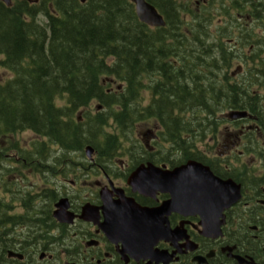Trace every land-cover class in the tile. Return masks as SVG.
<instances>
[{"label": "flooded vegetation", "instance_id": "af4514ba", "mask_svg": "<svg viewBox=\"0 0 264 264\" xmlns=\"http://www.w3.org/2000/svg\"><path fill=\"white\" fill-rule=\"evenodd\" d=\"M146 2L159 12L194 15L200 41L213 44L211 69L202 71L212 78L216 131L188 151L187 143L178 148L152 127L131 134L147 122L140 120L128 134L109 135L119 149H96L90 157L83 151L81 162L71 160L69 174L83 173L82 183L80 174L59 184L58 176L27 170L50 178L53 194L11 168L8 183L0 182V264H264V0ZM226 41L233 53L222 62L219 44ZM222 124L228 127L220 133ZM189 162L201 165L206 187L199 193L176 191L171 179L196 178L173 172ZM147 166L167 172L163 190L128 183ZM150 177L137 176L135 184ZM214 178L228 186L217 191Z\"/></svg>", "mask_w": 264, "mask_h": 264}, {"label": "trees", "instance_id": "16d2710c", "mask_svg": "<svg viewBox=\"0 0 264 264\" xmlns=\"http://www.w3.org/2000/svg\"><path fill=\"white\" fill-rule=\"evenodd\" d=\"M53 4L50 12L25 1L10 8L0 2V65L13 74L0 83V160L14 151L19 168L67 177L76 151L86 145L111 149L115 140L101 138L111 126L126 133L153 118L164 138L178 148L187 143L188 151L215 132L212 78L202 71L210 70L212 45L195 39V25L173 26L182 22L179 16L163 11L167 26L152 29L127 0ZM221 53L225 60L228 52ZM104 77L122 88L107 92ZM93 103L105 110L93 114ZM25 131L37 138L25 146L8 139ZM6 171L0 164V177Z\"/></svg>", "mask_w": 264, "mask_h": 264}, {"label": "water", "instance_id": "95a60500", "mask_svg": "<svg viewBox=\"0 0 264 264\" xmlns=\"http://www.w3.org/2000/svg\"><path fill=\"white\" fill-rule=\"evenodd\" d=\"M6 3H8V0H5ZM84 1V0H81ZM134 1V3H136V15L138 17V19L148 25H153V26H163L164 25V21L161 17V15L158 14V12L155 10L154 7H152L151 5H149L148 3H146V1L144 0H132ZM92 151V148L90 146L86 147V153L87 155H89V153ZM151 168V166H150ZM201 165L196 164L194 162L188 163L187 165L176 169L173 172H176V174L178 175L179 173H188V172H194L192 175L196 176L195 177H187L186 179L183 178V180L180 181L179 176H174L173 179L174 182L177 183L176 186V191H185L186 190H195L198 193L201 192L202 190L205 189L206 186L203 185V180L200 179L199 177V173H202V170L200 169ZM142 169H138V171H136L134 174H132L129 178V183H131L132 185H136L137 187L139 186L141 188L146 189L147 187L151 186L153 184L154 187H158L161 188V190H163L166 187V184L168 183V178H167V172H163L162 170L156 169L152 170V169H146L142 172H146L145 175H149L150 174V178L148 180H145L143 183L140 184H135L137 181V173L139 171H141ZM151 172H150V171ZM173 183V182H171ZM175 185V183L173 184ZM157 188V189H158ZM171 188V187H170ZM215 188L217 191L221 190V186H217V184H215ZM202 197L199 196L198 200L201 201Z\"/></svg>", "mask_w": 264, "mask_h": 264}, {"label": "rangeland", "instance_id": "374dc122", "mask_svg": "<svg viewBox=\"0 0 264 264\" xmlns=\"http://www.w3.org/2000/svg\"><path fill=\"white\" fill-rule=\"evenodd\" d=\"M48 2H49V0H47ZM42 7H46V4H43L42 5ZM225 45H227L228 46V48H230V49H232V47H233V45H231V44H228V42L226 41L225 42ZM239 47V49H240V45L238 46ZM0 60H1V57H0ZM235 70V67H233L232 68V71H234ZM9 70H5V69H3V68H1L0 67V83H2V81H4V80H6V79H9L10 78V76H11V73L10 72H8ZM106 82V81H105ZM94 106L92 107V113L94 114V113H96V111L98 112L99 111V109H97V107H96V104H93ZM84 110H80V113H82ZM78 115H79V113H78ZM148 122V121H147ZM155 124V122L154 121H150V122H148V124H143V125H136V131L138 132L139 130H142V129H145L146 127H151V126H149L150 124ZM111 125H113V124H111ZM112 128H114V126H111ZM154 127V126H153ZM228 126L227 125H225V124H222V126H221V128H220V130H219V132L220 133H222V132H225L226 130H225V128H227ZM115 128H116V126H115ZM109 129H107L106 130V132L108 131ZM113 132H116V130H113ZM37 138V136L33 133V132H29V131H25V132H23V133H21V134H15L14 136H12V137H8V139L9 140H12V141H14V140H17V141H22V145H24L26 142H29V141H31V140H35ZM201 143H202V141H200V142H198V145L199 146H201ZM117 146H119L118 145V143H117ZM116 149H118V147L116 148ZM115 149V150H116ZM74 163H79V162H81V159H79L76 155H74ZM61 170V169H60ZM60 170H58V171H60ZM71 172V171H70ZM70 172H66L65 173V175H67V174H69ZM26 174H27V178H26V181H27V183L28 184H30V185H32L33 187H37L36 189L38 190V191H42L41 189H39V187L41 186L40 185V181H39V178H37V181L35 182V178H33V176L31 175V174H29V171H27L26 170ZM39 175H38V177H41L40 178V180L42 181V180H44V179H46V178H44L43 177V175H41L40 173H38ZM76 174H80L79 175V178H78V182H80V183H82L83 182V179L81 178V176L83 175V173H72V174H70L69 176L67 175V177L68 178H72V176L73 175H76ZM16 177H17V175H16ZM49 177V176H48ZM67 177H65L64 175H62V174H59V176H58V182H59V184L61 183V182H63V179H65V178H67ZM48 179V181H49V185H47V187L49 188V187H51V184H53L52 183V181L50 180V178H47ZM30 185H28V186H30ZM41 187H43V186H41ZM43 192V191H42ZM11 197H13V195H11V196H9L8 198H6L5 199V201H12L11 200ZM36 201L35 202H37V203H35L34 204V207H41L40 205L42 204V203H40L39 201H38V199H35Z\"/></svg>", "mask_w": 264, "mask_h": 264}, {"label": "bare ground", "instance_id": "6f19581e", "mask_svg": "<svg viewBox=\"0 0 264 264\" xmlns=\"http://www.w3.org/2000/svg\"><path fill=\"white\" fill-rule=\"evenodd\" d=\"M146 1V0H145ZM146 3H148V2H146ZM132 4H134V12L136 13V3H132ZM149 4V3H148ZM40 8V7H39ZM49 11L51 12V11H54V10H50L49 9ZM139 20V19H138ZM140 21V20H139ZM141 22V21H140ZM141 23H143V22H141ZM144 24V23H143ZM148 27H150V28H152V26H148ZM3 55L1 54L0 55V57H2ZM105 85H108V88H107V90H109V91H119L122 87H121V83H115L114 81H113V79H108L105 83H104ZM93 104H96V103H93ZM93 104H91V106H90V110L92 109V107L94 106ZM96 107H101V105L99 104V105H97L96 104ZM91 112H92V110H91ZM141 120H144V119H141ZM144 121H148V119H145ZM129 132H130V130H129ZM77 152V151H76ZM75 152V153H76ZM74 156L72 157V159L71 160H74ZM7 161V162H6ZM0 164L1 165H3L4 167H6V169H7V171L6 172H4L3 174H2V176L1 177H3V180L1 179V177H0V182H5V183H8V175H10V174H13L12 172V170H10L11 168H13V164H10L9 163V160L6 158V157H4V159H1L0 160ZM68 164V163H67ZM68 166L69 167H74V165H69L68 164ZM33 174H35V172H33ZM5 176V177H4ZM2 201H3V197H2V195H0V204H2Z\"/></svg>", "mask_w": 264, "mask_h": 264}]
</instances>
